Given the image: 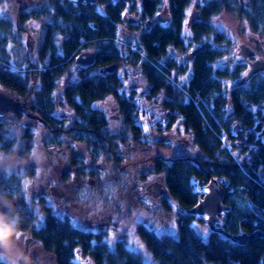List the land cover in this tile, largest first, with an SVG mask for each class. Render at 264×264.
<instances>
[{
  "label": "trees",
  "instance_id": "16d2710c",
  "mask_svg": "<svg viewBox=\"0 0 264 264\" xmlns=\"http://www.w3.org/2000/svg\"><path fill=\"white\" fill-rule=\"evenodd\" d=\"M189 1L181 0L178 3L169 26L158 23L137 33V48L132 47L130 39L120 42L119 23L123 19L116 17L113 11L106 16L97 12L95 5L59 3L56 17L46 21L43 27L39 51L47 65L37 69L31 63L28 70L23 71L10 65L9 60H0V84L16 90L23 97L34 92L35 100L30 103L32 112L56 127L55 132L45 138V142L53 147L63 141L67 120L56 112L59 102L67 101L75 110L71 124L66 127L71 137L87 142L86 153L91 157L103 159L105 155H110L109 158L114 159L117 177L105 179L102 171L100 178L111 180L115 189L127 191L131 188L132 192L127 193V196L138 189V175L146 178L151 173H165L167 192L187 209L201 196L193 191L192 176L198 177L200 184L208 182L212 176L224 177L227 182L224 200L231 205V209L224 214L222 226L231 233L253 232L259 228L264 230V78H254L250 86L226 88L227 68L215 65L222 53L221 48L214 46V41H204L211 33L217 39L225 37L223 31H216L211 21L212 16L225 7L241 9V14L250 26L256 31H263L264 0H245L240 3V0H229L217 6L207 4L200 17L191 20L193 36L187 42L183 25ZM36 13L44 11L37 10ZM27 20L25 16L16 22L13 18L0 15V51L7 49L11 33L14 34L20 27V22ZM198 42L200 44L193 49L189 59L192 60L194 72L189 80L179 83L174 71L185 70V65L179 64L177 57L170 53L174 49L184 51L189 44ZM91 47L95 49V62L86 66L77 65V54ZM111 63H117L114 71L100 70ZM124 65L139 67L151 85L146 93L147 98L160 97L164 112L162 117L166 123L159 125L157 130L150 126L145 132L146 126L141 125L142 96L134 88L126 89ZM72 66L77 68L72 69ZM30 70L39 79V84L33 83L35 90L31 89L30 77L33 74ZM65 73H68V79L61 89L64 99L58 100L55 93L59 79ZM112 95L117 109L122 113L123 127L116 131L110 129L109 117L103 109L93 106L97 100ZM257 105L260 108L255 107ZM176 129L183 136L189 135V143L183 148L186 154L174 156L170 161L161 156H151L155 147H173L170 139L158 136L163 131L175 133ZM224 137L239 146L241 151L232 154L223 142ZM14 139L0 133V153L11 152L15 145ZM30 145L28 142L20 150V155L28 156ZM130 150L133 154L139 153L140 159L150 161L148 172H142L145 165L136 167L132 176L125 168H119ZM197 160L201 161L206 171L200 168ZM134 164L137 166V161ZM61 173L58 171L53 181L48 179L51 174L43 177V181L46 178L47 185L51 186V194L50 199L43 196L38 201L41 205L40 215L35 210V204L38 203L29 204L25 195L23 176L0 173V194H6L22 204L16 208L21 212L24 230L33 231L43 249L55 256L57 264H76L73 254L79 244L93 254L100 264H149L143 261L139 253L120 242L115 247L109 246L102 238L93 242L90 235L95 237L98 234L75 226L72 220L58 213L56 209L64 201L63 197L55 193L56 185L62 188L65 177L62 178ZM94 175L97 174L92 172ZM126 195L122 194L121 197ZM109 199L111 196L106 195L104 204H111ZM111 207L107 206L106 209ZM195 218L188 213L177 217L178 235L158 234L150 227L141 225L140 232L159 264H204L206 260L215 261L216 264H264L263 236L240 245L211 231L210 239L206 241L194 227ZM38 220L42 221L38 223ZM0 264L8 262L0 259Z\"/></svg>",
  "mask_w": 264,
  "mask_h": 264
},
{
  "label": "rangeland",
  "instance_id": "374dc122",
  "mask_svg": "<svg viewBox=\"0 0 264 264\" xmlns=\"http://www.w3.org/2000/svg\"><path fill=\"white\" fill-rule=\"evenodd\" d=\"M46 1L47 0H40L39 2L35 0H22V3H25V9H30L29 11H31V8L43 6V2ZM244 1L245 0H240L239 3ZM194 6L195 0H192L187 7L186 17H184L185 21L183 25V33L187 36L185 38L187 42H190L193 36L191 28V9L194 8ZM18 9L16 0H0L1 13L13 17V20L16 22L18 21L16 18ZM231 10L233 11H226L224 12L225 14L221 16L220 14H216L211 18L212 23L215 24L214 27H216V31H223L225 33V37L217 39L215 34L211 33L204 39L206 43L214 41V46L221 48L222 53H220L219 57H217L215 65L217 67L227 68L228 75L225 78L226 88H231L237 85L238 79L242 76L247 67L246 63L238 61L236 57V46L241 43H247L256 51V57H264V30H254L250 26L247 19L241 14V9L234 8ZM49 19L50 18L44 16L29 19L24 23L20 22V27L14 32V34L11 33V38L7 43V49L0 51V60L5 62L9 60L8 63L10 65L16 68H21L23 71L28 70L30 63H36L35 65L38 69L44 68L47 65V61H44L41 58L39 49L42 44L43 27ZM17 25H19V23ZM122 27L123 29L120 30V42L130 39L137 42L134 46V48H137L139 46L138 36L135 35L134 32H129L128 29H124L125 25ZM29 38H34L36 40V44L35 48L30 53H27L26 40ZM216 39L217 41H215ZM199 44L200 42L191 43L184 51L179 49L171 51L170 54L173 57H177L176 60L178 63H183L185 65V70L174 71V74L177 76L176 81L179 83L189 80L194 72L192 60L189 59L191 58L190 55H192L193 49L197 48ZM85 49L92 51L95 50L92 47ZM75 68L77 67L72 66V69ZM123 68H126V79L124 83L126 89L130 90L134 88L140 92L142 96V99L140 97V104L143 111V124L141 125L146 126L145 132L150 126L154 128L153 130H157L156 128L159 125L162 126L166 123L162 117L164 112L161 107L160 97L158 96V99L146 97V93L151 89V85L147 83V80L142 75L139 67L135 65H124ZM30 71L31 73L33 72V70ZM235 71L238 74L236 76H234ZM32 74L33 76L30 77L32 85H30L31 89L35 90L36 87L33 86V83L39 84V79L36 78L34 73ZM256 77H260V79L264 78V70L255 74L243 85L250 86ZM67 79L68 73L63 74L59 79L58 90L55 93L58 100H62L63 98L61 89L67 83ZM0 88L7 90L21 100H26L29 105L35 100L33 91L23 97L19 95L16 90L2 84H0ZM115 104L116 103L112 95L105 99L97 100L93 105L103 109L106 116L109 117V127L112 131H116L123 127L121 126L122 113L117 109ZM255 107H259V105ZM74 111V108L71 107L67 101L59 102L56 114L67 120L64 124V128L71 124L70 120L74 118ZM0 121L2 124L0 133L6 137L15 138L13 150L9 153L5 151L0 153V173H17L23 176L25 195L29 200V204L32 202L38 203L43 196L50 199L49 197L51 193L49 191V186L46 181H43V177H47L48 173L53 174V177H57L58 171H69L71 164L65 165L64 158L60 155L57 156L58 158L56 163L52 161V145H46L45 142L47 134L50 133H48L47 129L40 125L36 119H30L21 114L18 115L10 113L4 118H0ZM180 122L177 123L180 124ZM24 123H28V125L25 126ZM65 133L66 131H64V134ZM158 137L161 139H170L173 143V147L170 148L168 146L164 147L161 145L155 147L156 149L154 148L151 151V156L157 155L169 160L174 156L186 154L184 153L183 148L189 143V135L183 136V133L178 132L176 129V132L172 134H167L166 131H163ZM28 142L31 143L30 154L28 156L20 155V150H22ZM223 142L226 143L232 154L236 155L239 153L238 151H241L240 147L231 142L228 138L224 137ZM63 149L65 148L61 146L54 150V152L56 151L58 152L57 154H59L62 153L61 151ZM138 154H133L130 150L119 168H125L132 176L136 167L145 165L143 166L144 168L142 172H148L150 161H146V158L145 161L140 159L141 157ZM73 155V153H70L65 160H71ZM109 157L111 156L105 155V158L101 161L102 164L100 169L104 171L105 179L108 177L115 179L118 172H116L117 170L114 166V159ZM139 159L140 163L138 162ZM135 161H137V166L134 164ZM79 168L80 167L77 166V170ZM84 174L85 173L80 176V180L69 176L65 182L64 178V181H62V188H60L59 184L55 186V188L57 187V191L55 193H58L59 196L64 199L58 209H56L58 213L68 217L72 220L75 226L81 229H89V231L95 230L97 232H101L102 235H106L105 241L109 244V246L115 247L114 243L116 242V244H118L120 242L126 247L132 249V251L139 253L142 256L143 261L149 264H159L157 258L148 247L142 233L140 232L141 225L144 224L150 227V229H153L158 234L171 233V235H178L179 228L177 217L186 213V209L182 207L180 202L174 197H171V195L167 192L165 187V173H151L146 178L138 175L137 177L140 178V180L138 179V189L128 196L126 194L130 193L131 188L127 189V191L120 188L115 189L111 180L107 181L105 179H101L100 177L88 179L89 181H87L85 180L87 176ZM144 174L146 175V173ZM44 180H46V178ZM122 194H125L126 196L121 197ZM106 195L111 196V199H109L111 200V204H104L103 201L105 200ZM164 201L166 204H164ZM14 202L17 208L22 205L15 199ZM2 204L3 203L0 202V206ZM107 206L112 207L107 210ZM35 208V210H37L36 212L39 213L41 205L39 203L35 204ZM39 221L41 222L42 220H38V223H40ZM193 223L195 225L194 227L201 234L203 239L208 241L210 239L211 232L208 224L198 217L194 219ZM90 237L93 242H95V240L97 241V239H95L97 237H94L93 234H91ZM133 240L138 241L139 243H134ZM21 241L26 255H28L31 259V264H49L50 261L54 259L51 254L44 257L47 252L43 249L40 240L34 237L32 230H24ZM75 248L73 260L76 264H100L93 254L84 250L81 244ZM204 264H216V262L206 260Z\"/></svg>",
  "mask_w": 264,
  "mask_h": 264
},
{
  "label": "flooded vegetation",
  "instance_id": "af4514ba",
  "mask_svg": "<svg viewBox=\"0 0 264 264\" xmlns=\"http://www.w3.org/2000/svg\"><path fill=\"white\" fill-rule=\"evenodd\" d=\"M35 1L39 2L40 0H35ZM180 1L181 0H97L95 3H91V2H74L72 0H47L46 2H43L44 4L43 6L31 8L32 10L29 11L30 9L29 10L25 9V3H22V5L20 6L21 3L16 0L18 8L24 9V10L18 9L16 18L19 20L21 17H25V16H27L28 19L46 16L50 18L49 20H52L56 17V14H57L56 6L59 3L65 4L67 2H71L77 5L91 4V5H95L97 12L100 11L104 13V15L106 16L109 15L110 11H113V14L116 17L123 19L122 20L123 22L119 23L120 30H122L123 29L122 26L125 25L124 29L126 30L128 29L129 32L130 31L135 32L137 35V33L139 34L142 29L148 30L158 23L164 26H169L173 20L172 17L175 13V8L178 6V3ZM191 1L192 0H190L186 6L185 17L187 14V7L191 3ZM228 1L229 0H195V6L194 8L191 9L192 11L191 18L192 20H194L197 17H200L203 7L206 6L207 4L217 6L218 4H224ZM235 1L236 0H234V2ZM37 10H43L44 13H36ZM226 11L230 12L233 10L225 7V8H222L221 11L216 14H220L221 16L225 14L224 12ZM0 15L10 17L8 15L1 13V10H0ZM10 18H13V17H10ZM34 44H36V40ZM174 50H178V49H174ZM192 55H190V57H192ZM32 64H36V63H32ZM21 115H24V114H21ZM27 117L30 119L32 118L36 119L40 125L44 126V128L47 129L48 133L55 132L56 127L51 126L45 120L43 121L46 122L47 124L35 117H29V116ZM27 125L28 123L25 124V126ZM64 131H66L65 134H64ZM64 131H63L64 135L62 134L63 141L61 142V144H56L54 147L52 146L51 148H53L52 149V161L54 163L57 162V158H58L57 156L60 155V156H63L65 165L71 164V168L69 169V171H65L64 169H63L64 171H62V176L63 177L65 176V182L69 176L78 178L80 180L81 178L80 176L83 173H85L84 175L87 176V178L85 179L87 181H89L88 179H94L95 177H100L101 175L100 173L102 172V169H100L101 164H102L101 163L102 159L94 158V157H91L89 154H87L86 153L87 151L86 143L87 142L85 143L83 141L76 140L73 137H71V132L69 128H64ZM46 145H47V142H46ZM61 146L65 148V153L57 154L58 152L56 151L54 152V150L58 149V147H61ZM70 153L74 154L71 160H67V159L65 160V158ZM77 166L80 167L78 170H77ZM65 168H68V167H65ZM92 172L94 174H97V175L100 174V175L92 176ZM48 179H51L53 181V174H51L48 177ZM45 181L47 182V179ZM49 187L51 188V186ZM95 232H96L95 234H98V236H96L97 237L96 239L102 238V240L103 239L106 240V235H102L101 232H97V231ZM114 245L116 246V242L114 243ZM49 254H51V256L54 258L52 261H50L49 264H57L55 256L52 253L47 252L46 255H44V257L49 256Z\"/></svg>",
  "mask_w": 264,
  "mask_h": 264
},
{
  "label": "water",
  "instance_id": "95a60500",
  "mask_svg": "<svg viewBox=\"0 0 264 264\" xmlns=\"http://www.w3.org/2000/svg\"><path fill=\"white\" fill-rule=\"evenodd\" d=\"M22 5V0H17ZM74 2H91L95 3L97 0H72ZM35 39L29 38L26 40V52L30 53L35 47ZM236 54L238 61L246 63L247 67L238 79L237 85H243L248 80L251 79L255 74L264 70V57H256V51L249 46L247 43H241L236 46ZM92 50H83L79 52L76 56V62L79 65H89L95 62L96 55ZM254 57V58H252ZM117 63H111L101 67V71H114L116 69ZM10 113L12 114H24L29 117H35L41 121L44 119L41 118L38 114L33 113L30 105L25 101L17 98L10 92L5 89L0 88V118H4ZM44 122V121H43ZM46 123V122H44ZM27 123H24V125ZM47 124V123H46ZM65 153V149L61 151ZM199 166L202 170L206 169L202 166L201 161L197 160ZM226 179L224 177L212 176L209 178L208 182L200 184V180L196 176L191 177V185H193V191L200 193L201 196L198 201L191 207L186 209V213L191 214V216L198 217L199 219L205 221L210 227L212 232H218L225 237L231 239L233 242L243 245L246 244L249 240L263 236V229H256L253 232L243 231L239 233L228 232L223 226L222 222L224 217L230 209L231 205H228L224 201V196L226 192ZM0 210H7L2 204Z\"/></svg>",
  "mask_w": 264,
  "mask_h": 264
},
{
  "label": "clouds",
  "instance_id": "9594fccd",
  "mask_svg": "<svg viewBox=\"0 0 264 264\" xmlns=\"http://www.w3.org/2000/svg\"><path fill=\"white\" fill-rule=\"evenodd\" d=\"M136 44L132 41V47ZM0 202L7 209L0 210V259H6L8 264H31L21 241L24 234L21 212L16 208L14 199L6 194H0Z\"/></svg>",
  "mask_w": 264,
  "mask_h": 264
},
{
  "label": "snow or ice",
  "instance_id": "6c2138e0",
  "mask_svg": "<svg viewBox=\"0 0 264 264\" xmlns=\"http://www.w3.org/2000/svg\"><path fill=\"white\" fill-rule=\"evenodd\" d=\"M133 242H134V243H137V244L139 243L138 241H135V240H133Z\"/></svg>",
  "mask_w": 264,
  "mask_h": 264
}]
</instances>
